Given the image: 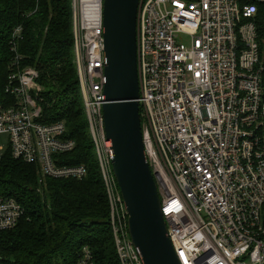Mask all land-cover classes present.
Returning <instances> with one entry per match:
<instances>
[{"label": "built area", "instance_id": "1", "mask_svg": "<svg viewBox=\"0 0 264 264\" xmlns=\"http://www.w3.org/2000/svg\"><path fill=\"white\" fill-rule=\"evenodd\" d=\"M264 0H140L137 26L140 106L147 161L168 237L180 264H264V67L255 19ZM103 0H73L74 50L90 135L110 204L119 264H144L112 167L106 103ZM17 31L16 35H19ZM14 50V49H13ZM15 51V50H14ZM16 58L0 105V163L37 165L42 177L77 179L59 167L75 149L65 123L44 124L39 73ZM24 210L0 197V233ZM77 264H95L84 248Z\"/></svg>", "mask_w": 264, "mask_h": 264}, {"label": "trees", "instance_id": "2", "mask_svg": "<svg viewBox=\"0 0 264 264\" xmlns=\"http://www.w3.org/2000/svg\"><path fill=\"white\" fill-rule=\"evenodd\" d=\"M255 23L264 67V2ZM20 31L19 35H16ZM15 51H14V50ZM19 68L39 73L37 101L44 124L63 122L69 153L55 155L59 167H85L81 179L43 178L37 165L6 153L0 163V197L24 210L16 228L0 233V264H77L84 248L95 264H119L110 204L75 63L73 0H0V105L14 99L8 77ZM264 88V73H263Z\"/></svg>", "mask_w": 264, "mask_h": 264}, {"label": "water", "instance_id": "3", "mask_svg": "<svg viewBox=\"0 0 264 264\" xmlns=\"http://www.w3.org/2000/svg\"><path fill=\"white\" fill-rule=\"evenodd\" d=\"M106 103L113 173L144 264H180L168 237L157 183L147 161L141 119L137 26L140 0H103Z\"/></svg>", "mask_w": 264, "mask_h": 264}, {"label": "rangeland", "instance_id": "4", "mask_svg": "<svg viewBox=\"0 0 264 264\" xmlns=\"http://www.w3.org/2000/svg\"><path fill=\"white\" fill-rule=\"evenodd\" d=\"M7 138L5 136H0V146H3L5 149H7Z\"/></svg>", "mask_w": 264, "mask_h": 264}, {"label": "bare ground", "instance_id": "5", "mask_svg": "<svg viewBox=\"0 0 264 264\" xmlns=\"http://www.w3.org/2000/svg\"><path fill=\"white\" fill-rule=\"evenodd\" d=\"M86 1H92V0H86Z\"/></svg>", "mask_w": 264, "mask_h": 264}]
</instances>
